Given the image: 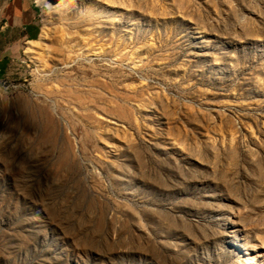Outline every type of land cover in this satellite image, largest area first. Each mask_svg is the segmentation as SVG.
<instances>
[{
    "label": "rangeland",
    "instance_id": "1",
    "mask_svg": "<svg viewBox=\"0 0 264 264\" xmlns=\"http://www.w3.org/2000/svg\"><path fill=\"white\" fill-rule=\"evenodd\" d=\"M32 3L0 264H264V0Z\"/></svg>",
    "mask_w": 264,
    "mask_h": 264
},
{
    "label": "crops",
    "instance_id": "2",
    "mask_svg": "<svg viewBox=\"0 0 264 264\" xmlns=\"http://www.w3.org/2000/svg\"><path fill=\"white\" fill-rule=\"evenodd\" d=\"M32 0H0V70L8 58L19 53L34 28Z\"/></svg>",
    "mask_w": 264,
    "mask_h": 264
}]
</instances>
